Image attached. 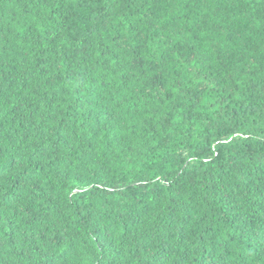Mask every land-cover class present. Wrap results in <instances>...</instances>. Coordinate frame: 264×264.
<instances>
[{
  "label": "trees",
  "instance_id": "obj_1",
  "mask_svg": "<svg viewBox=\"0 0 264 264\" xmlns=\"http://www.w3.org/2000/svg\"><path fill=\"white\" fill-rule=\"evenodd\" d=\"M0 264H264V0H0Z\"/></svg>",
  "mask_w": 264,
  "mask_h": 264
}]
</instances>
